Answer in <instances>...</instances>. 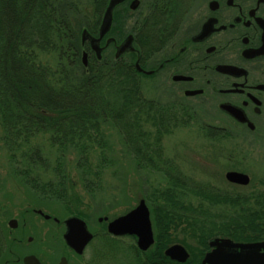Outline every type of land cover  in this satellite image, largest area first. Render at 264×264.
Wrapping results in <instances>:
<instances>
[{"label":"trees","instance_id":"obj_1","mask_svg":"<svg viewBox=\"0 0 264 264\" xmlns=\"http://www.w3.org/2000/svg\"><path fill=\"white\" fill-rule=\"evenodd\" d=\"M31 1H35V6ZM36 1L0 0V122L8 128L7 131L2 125L8 136L6 138L12 141V149L21 150L24 145H30L27 151L20 153L23 162L29 167L24 164L25 168L23 165L17 170L24 181L40 196L45 197L51 193L53 197L57 195L68 202L72 199L69 193L74 189L67 170L71 161L74 171L81 172L82 187L89 194H94L105 168L103 164L107 162L102 156L103 149L107 146V136L104 134L110 123L121 131L123 145L132 149L139 167L151 173L155 170L160 172V166L157 165L161 161L160 153L156 154L158 157H154L146 152V149L151 148L150 136L154 131L156 149H161L162 136L169 132L171 126L181 123L183 106H171L168 109L170 111H166L165 107L158 109L153 103L147 102L141 90L140 75L130 66L131 59L128 56L115 59L112 54L105 53L101 60L89 58L86 66H83L79 36L82 27L78 30L80 23H68L69 19L80 16L77 7L71 4L66 12L54 10L43 1ZM34 8L36 12L33 11ZM86 14L87 11L82 12L83 19ZM32 18L41 19L44 23H27ZM53 20L56 23H49ZM81 24L90 33H96V23ZM69 63H72V67H69ZM129 115L134 117L132 123ZM131 125L140 132L138 139L131 135ZM47 132L51 145L57 146L62 154L54 168V176L61 180L58 183H42L32 173L39 165L34 158L39 157V148L31 146L35 141L33 137ZM138 140L145 145V150L142 145H138ZM69 154H75L77 159H65L64 156ZM93 158L97 159L96 164L92 162ZM164 176L179 191L155 189L143 195L151 212L155 242L145 252H140L135 246L131 247L135 261L150 259L152 256L159 259L160 264H200L203 250H206L211 238L263 240V194L256 191L245 196L229 192L222 196L220 193H213V187L200 186V189L196 188L199 192L194 195L211 204L198 203L195 210L190 202L192 199L187 204L176 200L175 197L178 196L181 200L186 192H182L183 186L176 181L177 178L171 171H166ZM94 177H97L96 182H92ZM165 200L173 204L170 216L166 215L164 207L159 203ZM221 205L233 209L230 215L222 217L207 210ZM71 206L72 204L68 206L70 215L82 218L79 210H72ZM173 210H177L175 212L179 221L172 215ZM185 210H191L195 218L200 216L196 219L198 226L193 224L187 231L183 225L189 224L191 215L186 217ZM207 211L211 215L208 217H212L209 227L205 223L207 219L199 221ZM176 222L182 226L186 238L191 235L200 246L194 255L193 248L185 242L186 239L178 240L190 251V257L184 263L172 261L163 254L167 245L176 242V236L173 235L178 225L174 224ZM205 228L207 229L204 230Z\"/></svg>","mask_w":264,"mask_h":264},{"label":"rangeland","instance_id":"obj_2","mask_svg":"<svg viewBox=\"0 0 264 264\" xmlns=\"http://www.w3.org/2000/svg\"><path fill=\"white\" fill-rule=\"evenodd\" d=\"M39 1L48 3V6L50 5L54 10L61 9L66 12L71 4L77 7L80 16L77 19L68 18V23H80L78 30L82 27L79 36L81 41L80 58L83 66H86L89 58L90 60L92 58L101 60L105 53V55L108 53L112 54L113 58L114 51L112 46L106 47L101 54V58H97L88 40L84 42L81 40L82 30L86 29V26L81 24L85 23L81 16L82 12L87 11L91 14L93 11L92 7L95 4H93V2H97L96 0ZM31 2L33 3L32 5L35 6V1ZM26 4L27 3L24 5L26 6ZM35 10L34 8L33 11L36 12ZM150 16H152V18L149 19V23H139L135 17L130 18L127 13L123 12L121 16L123 23H117L116 29L122 31L120 38L128 31L133 32L137 38L138 47L140 50L142 49L143 53L145 52L144 55L153 56L156 59L161 49L160 47L158 48L155 39L158 38L159 35L160 27L158 25H160V23L158 19L160 13L154 10L151 12ZM55 21L56 20H53L49 23H56ZM27 23H44V21L32 18ZM58 23H60V21ZM99 24L100 23H96L94 25L96 30L99 29ZM96 33L91 34L96 36ZM146 33L152 35L151 38L154 37V42L151 43L149 47V43L146 40V35L148 34ZM83 52L86 53V64L82 62ZM68 65L72 67V63ZM130 66L133 68L132 62ZM139 81L144 99L156 105L158 109H164L163 107H165L166 111H170L168 109L171 106L176 107L180 104L183 106V119L181 123L171 126L169 132L162 136L160 143L161 149H156V134L154 131H152L149 139L151 142V148H149V150L146 149L141 141H137L138 145H142L144 147L143 150L146 149V152H149L152 156L158 157L156 154L160 153L161 161L156 159L157 162L159 161L157 165L160 166V172L155 170L151 173L139 167L134 158L132 149H128L123 145L121 131L119 132V128L110 123V125H108L109 127H106L107 132L104 134L107 136V146L103 149L104 155L102 156L107 162L103 164L105 168L99 177L98 189H96L94 194H89L82 187L83 182L80 178L81 172L74 171L75 169L72 168L73 162L70 161V165H67V170L70 172V178L73 181L72 185L74 189L69 193L72 199L68 202L63 201L64 199L57 195L53 197L51 193L45 197L40 196L41 194L31 189L29 184L24 181L17 170L21 169L25 164L20 153L23 154V151H27L30 145L27 146L23 144L24 147H22L21 150L12 149V141L6 138L8 137L7 133L6 131L4 132L2 127L3 123L0 122V227L4 226L8 228L6 222L9 218L17 219L19 224L25 222L22 230L26 235L33 236L34 242L28 246H21V248H19L21 254H23V252L25 253V251L30 248V250L35 252V254L41 257L47 264H57L61 256L66 258L67 264H160V260L152 256L150 259L143 258L139 259L140 261L137 262L131 253H134V250H131V247L134 246L140 252H145L151 248L155 242L154 232L153 243L146 250H141L137 247L134 237L130 235L118 236L107 232L105 221L124 214L135 207L140 199H144L143 195L147 192L155 189H170L169 191L178 189L174 188L172 183L167 182L168 180L164 174L168 170L177 178L176 181L183 186L184 189L182 192H186L185 194L188 197V199H186V196L183 195L180 200L177 194L178 198L174 196L176 200L187 204V201L192 199L190 202L195 210L197 209L198 203L206 205L211 204L210 201H203L202 197L194 195L196 192H199L197 189L200 186L207 185L210 188L213 187L212 189L215 190H213V193H220L219 195L222 196L229 192H232L231 194L248 196L252 195V193L254 194L256 191L264 195V141L259 143L256 142V144L252 145L249 140L239 141L222 135L212 137L210 131L213 129H210V124L207 123L211 122L213 125H219V123L211 118L212 111L208 106L202 105L194 99L180 96L178 92L175 93L157 79L140 77ZM133 119V115H129V121H131V123ZM3 121L8 123L4 119ZM5 129L8 131L7 126H5ZM144 131L141 132L143 133ZM139 133L138 129L131 125V135H134L135 139H138ZM34 137L33 139L35 141L31 146L39 148V157H34L37 159L36 161H38L37 163H39V165L35 167L32 173H34L35 178L37 177L42 183L49 184L51 182H60L61 180L54 176V168L56 167L58 159L62 158V154L57 146L51 145V141L48 139L49 132L38 134ZM64 158L74 161L77 159L75 154L65 155ZM92 162L96 164L97 159L95 160V158H93ZM26 166L29 167L28 165ZM230 170L246 173L249 176V183L247 185H240L227 181L225 179V173ZM161 171H163L164 174ZM94 181H97V177L92 179V182ZM158 193L157 191L156 194ZM73 195L75 196L73 197ZM162 202L164 203L163 205ZM159 203L162 208L164 207L166 215L170 216V210H172L173 204L168 200L159 201ZM70 204H72L70 209L79 210L89 230L93 233L91 240H89L81 254L74 253L73 250L68 248L62 237V233L64 232L62 221L68 214L70 215L68 212V206ZM146 205L149 209L147 203ZM66 207L67 209H65ZM32 209H41L44 215H49V218H46L48 220H44L42 217L34 214ZM188 209L191 208L188 207ZM229 209H227L226 205H221L207 210L212 214L222 215V217H224L225 215H230V212L233 210L231 208ZM175 211L177 210L172 211V215L174 214L175 220H178V215ZM208 211L205 212V216L202 215L203 218L199 220L202 221L207 219L205 222L207 223V227H209V221L212 220V217H208L211 216ZM184 214H187L185 215L186 217L191 215V220L188 222L189 224L183 225L186 226L185 231L190 230L193 224L198 226V221L196 219L200 218V216L197 218L193 217L195 214H193L191 210H185ZM53 216L56 217V219H60L59 224H56L55 221L51 219ZM149 216L153 230L150 209ZM105 217L107 219L104 221L103 218ZM99 218L102 219L99 220ZM183 218L184 217H182L181 220H183ZM186 219L187 218H185V220ZM174 224H178V222ZM206 229L207 228L204 230ZM173 235L176 236L174 238L176 242L171 244L179 243L178 240L180 239H186L185 242L193 248V254L195 255L197 253L196 250H198L200 246L196 243V239L191 235L190 238H186L180 224H178L175 231H173ZM211 239H209V241ZM261 239L264 240V238ZM179 244L185 247L190 257L189 248L182 243ZM45 246L50 248L47 249ZM208 250H210V247L207 243V248L203 250V255Z\"/></svg>","mask_w":264,"mask_h":264},{"label":"flooded vegetation","instance_id":"obj_3","mask_svg":"<svg viewBox=\"0 0 264 264\" xmlns=\"http://www.w3.org/2000/svg\"><path fill=\"white\" fill-rule=\"evenodd\" d=\"M96 1L85 23H103L111 0ZM154 10L160 13L156 59L144 55L133 32L120 38L122 31L116 29L123 12L149 23ZM108 19L100 54L110 46L113 55L124 49L118 58L128 56L140 77L157 79L180 96L208 106L219 123H207L212 137L249 140L252 145L264 141V0H114ZM146 36L149 47L154 37ZM38 210L32 212L48 220ZM24 223L9 218L8 228L0 227V264H24L27 255L47 264L30 248L20 253L21 246L34 242L23 232Z\"/></svg>","mask_w":264,"mask_h":264},{"label":"water","instance_id":"obj_4","mask_svg":"<svg viewBox=\"0 0 264 264\" xmlns=\"http://www.w3.org/2000/svg\"><path fill=\"white\" fill-rule=\"evenodd\" d=\"M111 0L104 14L103 23L98 29V37L92 36L86 29L82 30L81 40H88L91 49L97 58H100L99 41L110 27L109 19L111 13ZM126 44V42H125ZM126 46H128L126 44ZM126 49V48H125ZM124 49H117L114 57H118ZM82 62L86 64V53H82ZM140 69L139 66H137ZM225 179L232 183L246 185L249 183V176L238 171H227ZM40 213L41 211L38 210ZM49 218V215H44ZM102 218H99L101 220ZM103 219H107L106 217ZM14 220H10L13 225ZM65 231L63 239L65 243L76 253L81 254L85 245L92 238V233L87 229L85 221L75 215L64 219ZM107 232L114 235L132 234L137 237L136 244L139 249L146 250L153 243V232L149 216V209L144 201L140 199L135 207L126 213L119 215L108 221ZM210 250L204 253L201 264H264V240L251 242H238L227 237H215L208 242ZM164 255L170 259L184 262L189 253L185 247L179 243L169 245L164 250ZM24 264H41L34 255H27L23 258ZM59 264H67L66 258L61 257Z\"/></svg>","mask_w":264,"mask_h":264},{"label":"bare ground","instance_id":"obj_5","mask_svg":"<svg viewBox=\"0 0 264 264\" xmlns=\"http://www.w3.org/2000/svg\"><path fill=\"white\" fill-rule=\"evenodd\" d=\"M59 220H60V219H59ZM56 223H57V222H56ZM59 223H60V221H58V224H59ZM62 225H63V227H64V223H63V222H62ZM64 231H65V230H64ZM89 231H90V230H89ZM63 233H64V232H63ZM63 233H62V234H63ZM149 247H150V246H149ZM149 247H148V248H149Z\"/></svg>","mask_w":264,"mask_h":264}]
</instances>
